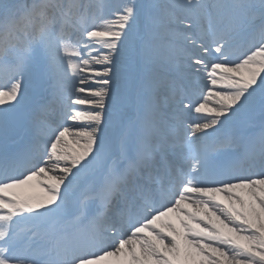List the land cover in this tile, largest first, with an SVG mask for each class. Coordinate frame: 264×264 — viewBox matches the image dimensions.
I'll list each match as a JSON object with an SVG mask.
<instances>
[{
  "label": "snow or ice",
  "instance_id": "6c2138e0",
  "mask_svg": "<svg viewBox=\"0 0 264 264\" xmlns=\"http://www.w3.org/2000/svg\"><path fill=\"white\" fill-rule=\"evenodd\" d=\"M0 264H264V0H0Z\"/></svg>",
  "mask_w": 264,
  "mask_h": 264
},
{
  "label": "rangeland",
  "instance_id": "374dc122",
  "mask_svg": "<svg viewBox=\"0 0 264 264\" xmlns=\"http://www.w3.org/2000/svg\"><path fill=\"white\" fill-rule=\"evenodd\" d=\"M8 3H17V2H20V0H7ZM113 2H119V0H113ZM139 3H145L146 0H138ZM239 45H242L244 46V51L243 52H246L247 51V44L244 43L242 40H237L234 44V47H235V53L231 56V59L235 60L237 59L238 55H237V49L239 48ZM213 62H216L215 60ZM47 93L46 91V86L40 82H36L34 83L30 89H29V92H28V95H27V98L26 100L22 103V105L20 106L19 110L22 111V112H27L31 107H34L35 105H37V102L40 100V103L41 101H43L41 98H43L44 94ZM44 102V101H43ZM39 103V102H38ZM258 110L257 112V118L259 120L260 119V116H259V108L257 107L256 111ZM130 114H135V110L132 109L130 111ZM48 119V118H47ZM49 122L50 120H52V117L49 116ZM249 120L247 119L246 121L244 120V122H248ZM114 138V142L116 143L117 146H120V143H119V134L116 133L113 135ZM108 150L110 151V146L108 144ZM94 174H93V171L91 169V167L89 169H86L84 172L81 173V176L77 178V181L78 184L76 185L75 183V186H72V184L70 185V189H73L76 188V187H80V189L83 190V193L85 192L86 189H88L91 185L88 184V180L94 178ZM90 183V182H89ZM69 205L71 203H68Z\"/></svg>",
  "mask_w": 264,
  "mask_h": 264
},
{
  "label": "bare ground",
  "instance_id": "6f19581e",
  "mask_svg": "<svg viewBox=\"0 0 264 264\" xmlns=\"http://www.w3.org/2000/svg\"><path fill=\"white\" fill-rule=\"evenodd\" d=\"M244 51V46H239V49H237V55L239 56L240 55V53H242ZM231 58V57H230ZM47 97H48V93H45L44 94V96H43V98H41L43 101L44 100H46L47 99ZM40 101V100H39ZM43 101H41V103L43 102ZM37 104H39V103H37ZM247 117H251V118H253L254 117V115H247V116H242V117H240V119H239V125L241 126V127H243V126H246V124H244V120L247 118ZM194 118V117H193ZM254 120V119H253ZM252 120V121H253ZM251 122V121H250ZM257 122V120H254V123H256ZM232 130H233V125L232 124H228V125H225V126H223L222 128H221V130H220V132H221V134H223V135H228V134H230L231 132H232ZM260 131H261V129H259V130H255V131H253V132H250V134H253V135H259V133H260ZM18 133H19V131L18 130H13V132H12V134H11V136H10V138H13V137H16L17 135H18ZM15 147V146H14ZM119 151V149L117 150V152ZM252 171H254V170H252ZM81 176V174L78 176V177H80ZM77 177V178H78ZM77 181V179H75L73 182H72V184L74 185L75 184V182ZM70 187V186H69ZM70 191V188L67 190V193ZM83 193V190H81V194ZM71 194V193H70ZM75 201V200H74ZM74 201H72V199H70V201L68 202V203H72V202H74ZM71 206V205H70Z\"/></svg>",
  "mask_w": 264,
  "mask_h": 264
}]
</instances>
